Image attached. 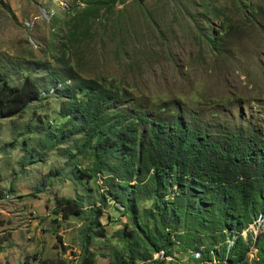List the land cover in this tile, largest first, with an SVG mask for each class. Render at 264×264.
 Returning a JSON list of instances; mask_svg holds the SVG:
<instances>
[{"label": "rangeland", "instance_id": "374dc122", "mask_svg": "<svg viewBox=\"0 0 264 264\" xmlns=\"http://www.w3.org/2000/svg\"><path fill=\"white\" fill-rule=\"evenodd\" d=\"M83 2L0 0V66L9 69L14 61L54 66L63 54L60 44L66 43L65 57L77 75L114 83L129 91L135 103L180 99L201 111L209 110L212 102L230 99L264 128V0H117L75 30L71 43L65 42ZM205 32L219 38L216 48L205 41ZM44 74L38 69L32 76ZM58 104L51 95L30 103L19 115L0 118V243L12 242H3V247H9L5 252L19 263L60 258L78 264V231L84 221L76 216L63 219L54 207L56 197L80 193L87 196L83 205L101 207L99 224L105 236L91 241L93 264H111L122 246L116 231L128 218L115 209V204L122 209L119 202L98 199L105 191L100 174L85 185L69 174L74 163H88L86 156L76 154L80 136L44 151L38 145L42 134L31 132L37 115L57 116ZM254 226L241 233L245 240L264 230V218ZM237 237L229 239L234 242ZM196 252H178L182 259L175 262L196 263L191 261ZM160 257L153 253V258ZM5 260L3 253L0 264Z\"/></svg>", "mask_w": 264, "mask_h": 264}, {"label": "trees", "instance_id": "16d2710c", "mask_svg": "<svg viewBox=\"0 0 264 264\" xmlns=\"http://www.w3.org/2000/svg\"><path fill=\"white\" fill-rule=\"evenodd\" d=\"M115 1L84 0L65 42L71 43L75 30ZM202 36L212 48L220 44L212 32ZM60 46L63 54L54 66L43 61L0 66V118L19 115L47 96L59 100L57 116L37 115L31 132L42 134L38 145L44 151L80 136L76 154L86 156L88 163H74L69 174L80 185L100 174L105 191L98 199L119 202L122 209L116 204L115 209L128 218L116 231L122 246L111 264H179L175 261L182 259L180 254L192 250L198 258L193 256L196 263L189 264L213 259L218 264H264V230L254 239L241 234L264 218L261 123L230 99L201 111L180 99L135 103L129 91L114 83L77 75L65 57L66 43ZM38 69L45 74L34 78ZM86 197L76 193L55 198L54 213L84 221L78 231V264H93L91 241L105 236L99 224L101 207L83 205ZM235 234L233 242L229 237ZM154 252L161 257L153 258ZM38 264L67 263L59 258Z\"/></svg>", "mask_w": 264, "mask_h": 264}, {"label": "crops", "instance_id": "0c3cea01", "mask_svg": "<svg viewBox=\"0 0 264 264\" xmlns=\"http://www.w3.org/2000/svg\"><path fill=\"white\" fill-rule=\"evenodd\" d=\"M11 235H12V233H11ZM10 240H12V237H8ZM0 241H1V239H0ZM3 242H7V240L5 241V240H2ZM13 241V240H12ZM3 242L2 243H0V258H2L3 257V253H4V257H5V254H6V256H7V263H5V264H28V263H26V261H23V262H21V263H19L20 262V260H16V257L15 258H13V257H11L10 255L8 256L7 255V253L5 252V251H7L8 250V248L9 247H6V249L4 250V247H3ZM7 244H10V245H12V242L11 243H9V242H7ZM8 252V251H7ZM13 253V252H12Z\"/></svg>", "mask_w": 264, "mask_h": 264}, {"label": "bare ground", "instance_id": "6f19581e", "mask_svg": "<svg viewBox=\"0 0 264 264\" xmlns=\"http://www.w3.org/2000/svg\"><path fill=\"white\" fill-rule=\"evenodd\" d=\"M52 1H54L56 4H60V2L62 1V0H52ZM57 7V6H56ZM51 9H53V8H51ZM44 10H46V9H44ZM55 10V9H54ZM48 11V10H47ZM56 12V11H55ZM49 13V12H48ZM50 15V14H49ZM55 15V14H54ZM42 16H44L45 18H48V14H46V12H44L43 13V15ZM53 16V15H52ZM38 17V16H37ZM54 17V16H53ZM51 20V19H50Z\"/></svg>", "mask_w": 264, "mask_h": 264}]
</instances>
